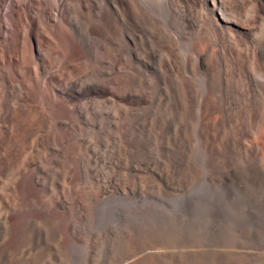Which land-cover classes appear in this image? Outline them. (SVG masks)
I'll list each match as a JSON object with an SVG mask.
<instances>
[{"label":"bare ground","instance_id":"bare-ground-1","mask_svg":"<svg viewBox=\"0 0 264 264\" xmlns=\"http://www.w3.org/2000/svg\"><path fill=\"white\" fill-rule=\"evenodd\" d=\"M159 7H162L163 15L159 12ZM232 14L239 15L244 20L245 27H236L229 22L228 16ZM159 16L162 18L157 20ZM25 37L35 40L38 48L41 42L57 46V64L49 68L50 72L59 64L67 66L74 62L92 63L98 58L100 51L108 50L119 62L115 68L124 70L133 84L151 90L152 104L132 116L135 117L134 122L124 135L132 161L152 160L151 130L154 122L163 132L170 131L169 154L175 174L187 173L186 169L191 165L188 159L184 160L185 151L193 153L200 149L201 163L215 173H220L222 181L235 178L231 170L234 161L248 166L264 183V0H0L2 48L10 51L16 41ZM13 66L0 64V77L5 83L7 96L18 99L23 96L20 89H25V94L31 97L30 103L45 104L60 125L56 141L59 147H63L51 155L48 170L58 166V162L63 159L68 163L71 179L79 182L78 179L83 174L82 160L72 157V150L68 145L72 133L69 131L70 127L64 124L76 108L73 111L67 104L52 99L43 83L29 93L18 79ZM180 130L183 138L179 136ZM182 139L184 144L180 143ZM116 141L118 140L114 137V143ZM41 175L42 172H33L19 178L15 190L19 196V206L0 212V264H22L23 258L29 259L26 264H45L40 259L34 260L32 256L40 255V251L45 248L52 249L57 240L65 239L72 243L77 238V226L83 223L82 214L74 209L72 203L63 201L62 198L47 203L43 194L47 185L43 184ZM78 186L81 187V184ZM3 223L6 224L5 227Z\"/></svg>","mask_w":264,"mask_h":264},{"label":"rangeland","instance_id":"rangeland-1","mask_svg":"<svg viewBox=\"0 0 264 264\" xmlns=\"http://www.w3.org/2000/svg\"><path fill=\"white\" fill-rule=\"evenodd\" d=\"M158 10L163 15L162 7ZM233 14L228 16L229 22L236 27H245L244 20ZM161 18L159 16L157 20ZM36 43L35 40L31 41L25 37L16 41L10 51H5L0 43V64L14 65L18 79L29 93L43 83L52 99L67 104L73 111L76 108L72 117L64 121V124L70 127L72 138L68 145L72 150V157L81 158L83 174L78 179L79 182H75L71 179L67 161L64 162L63 159L58 162L59 167L48 170L53 152L63 147H59L56 141L60 129L56 117H53L45 104L30 103L31 97L25 94V89H20L23 94L20 98H9L5 83L0 77V212L19 206V196L15 191L19 178L24 174L42 172L43 184L47 185L43 193L47 203L61 198L72 203L74 209L82 214L83 223L77 226V238L74 242L57 240L52 249L45 248L40 251V255L32 256L34 260L40 259L39 261L45 264H264V183L255 176L253 170L233 161L231 170L237 179L231 177L228 181H222L220 173H215L201 163L202 153L200 149H196L193 153H184V160L188 159L191 164L189 169H186L187 173L175 174L169 154L170 131L163 132L153 121V149L151 148L150 157L152 160L132 161L124 135L134 122L135 117L132 116L152 104L151 90L133 84L124 70L115 68L119 62L108 50L100 51L98 58L92 63L74 62L63 65L64 67L59 64L55 71L50 72L49 68L57 62L59 50L57 46H48L43 42L38 48ZM10 77L13 78V75ZM179 119L183 122L182 118ZM180 134L183 138L181 130ZM114 137L118 140L115 143ZM180 143L184 144L183 139ZM104 148H108L110 152ZM195 173L197 175H194ZM3 224L5 227L6 224ZM28 260L23 258L22 264H26Z\"/></svg>","mask_w":264,"mask_h":264}]
</instances>
